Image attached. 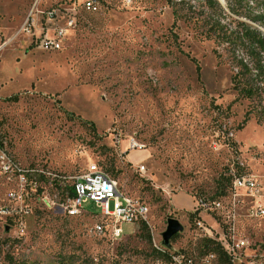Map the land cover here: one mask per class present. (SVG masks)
Listing matches in <instances>:
<instances>
[{
	"label": "rangeland",
	"instance_id": "obj_1",
	"mask_svg": "<svg viewBox=\"0 0 264 264\" xmlns=\"http://www.w3.org/2000/svg\"><path fill=\"white\" fill-rule=\"evenodd\" d=\"M35 1L0 0L7 41L0 51V141L23 164L66 179L48 186L55 208L40 198L28 201L24 235L19 222L0 216V264H53L73 253L110 264H164L153 249L190 254L201 248L198 220L211 229L208 235L222 233L226 210L197 215L196 199L228 202L238 173L264 186V123L255 112L244 122L254 103L233 89L224 45L199 34L197 17L213 13L206 0L177 6L179 18L169 0H97L96 12L77 13L67 9L87 0H42V13L33 11L32 33H20ZM218 1L225 23L243 21L264 33V24L246 16L263 13L264 0ZM57 8L76 24L60 50L44 51L36 40L47 30L55 37L56 24L46 13ZM132 140L138 147L126 151ZM91 163L111 165L121 191L148 205L151 244L138 225L125 224L123 238L110 241L91 233L99 217L64 213L73 177ZM140 164L145 174L137 172ZM241 206L237 233L251 241L248 255L264 259V217L249 216V202ZM83 209L99 214L93 202ZM169 218L184 231L166 248L162 233Z\"/></svg>",
	"mask_w": 264,
	"mask_h": 264
},
{
	"label": "built area",
	"instance_id": "obj_2",
	"mask_svg": "<svg viewBox=\"0 0 264 264\" xmlns=\"http://www.w3.org/2000/svg\"><path fill=\"white\" fill-rule=\"evenodd\" d=\"M41 3L42 0L35 1L20 33H32L33 27L36 26L33 11L38 12V5ZM80 8L96 12L98 9L97 0H87L81 5H78V2L75 1L67 10L71 13H77ZM68 15L70 14H67L61 8L51 9L46 13L47 22L56 24L55 37H51L46 29L45 35L36 40L39 48L44 51H57L62 48V40L66 31L73 29L76 24L75 17L72 18ZM34 36L36 35L34 34ZM6 45L7 41L0 31V51ZM116 143H120V139H116ZM135 147H138L137 143L133 140L130 141L128 150L130 151ZM136 170L141 174L146 173V167L142 164L138 165ZM65 179V176L54 173L48 168L23 164L0 141V196L4 199V203L0 205V216L13 223L19 222L22 235L25 234L22 219L32 212L28 201L40 198L41 203L45 204L48 209L55 208L58 203L55 197L49 193L48 186L53 187L54 181L57 180L62 183ZM72 186L74 195H68L63 211L68 217H99L100 220L91 228V233L96 237L118 241L124 236L123 227L125 224L137 226L140 221L148 223V205L123 193L120 190L119 181L110 176L97 163H91L87 169L73 177ZM240 191L245 192L240 193ZM229 199L228 202L223 199L214 201L197 200L195 212H198V215L202 211L220 212L226 210L225 226H223L224 231L222 233H215V237L208 235L212 234L211 229L205 226L201 220L196 223L198 230L205 237L215 239L221 243L229 256L227 264H264V259H259L258 255H248L246 253L247 250L254 247H252V243L248 238L238 235L236 227V218L239 215L238 209L241 204L246 202H249V216L253 218L264 217V186L253 175L246 173L233 174L231 198ZM88 202H93L99 208V214L84 211L83 205ZM228 204H231V208ZM157 249L161 252L168 250L159 247ZM170 258L171 260L164 264H221L215 254L194 257L189 253L177 251L170 253Z\"/></svg>",
	"mask_w": 264,
	"mask_h": 264
},
{
	"label": "trees",
	"instance_id": "obj_3",
	"mask_svg": "<svg viewBox=\"0 0 264 264\" xmlns=\"http://www.w3.org/2000/svg\"><path fill=\"white\" fill-rule=\"evenodd\" d=\"M190 2H192V0H188L187 2L184 0L179 2H173V0L168 1L174 9L173 13L176 18L180 17L179 8L177 9V6L190 4ZM205 4L213 11V13H211V16H208V14L203 12L202 15L204 17H197L195 24L198 29L201 30L199 31V34L207 39H214L219 44L224 45L233 69L231 77L233 89L237 92L239 97L254 103V108L246 113L244 122H247L250 115L255 112L258 121L264 123V33L253 25L243 21L232 19L231 22L225 23L220 17L223 10L218 0H206ZM231 10L236 14H241L239 13L240 11L234 7H231ZM246 16L252 23L264 24V12L256 15L248 13ZM190 18L193 17H189V19ZM103 169L110 176L117 179V171H115L111 165L110 168L104 167ZM61 184L62 183H59V181L56 180L54 181L53 187L54 185L60 187ZM68 189L69 194L73 196V186ZM221 198L222 197L208 199L206 197H199L196 201L199 199L214 201ZM139 200L142 201L141 199ZM138 229L142 230L144 238L151 244V235L147 223L145 221H140L138 223ZM177 236L178 234L172 237V239H175ZM202 238L201 248L190 251L192 252L190 254H196L198 257L215 254L221 264H227L229 256L225 252L221 243L212 238ZM101 239L109 240L107 238ZM183 252L187 253V251ZM153 253L161 257L164 263L171 260L170 253L167 251L161 252L157 249H153ZM94 260L95 259H90L74 253L70 255L62 254L59 255V258H57L53 264H110L107 259H101L98 262H95ZM21 264H23V262Z\"/></svg>",
	"mask_w": 264,
	"mask_h": 264
},
{
	"label": "water",
	"instance_id": "obj_4",
	"mask_svg": "<svg viewBox=\"0 0 264 264\" xmlns=\"http://www.w3.org/2000/svg\"><path fill=\"white\" fill-rule=\"evenodd\" d=\"M184 231V225L175 218H169L167 221V228L162 233V243L165 247H170L171 239L175 235Z\"/></svg>",
	"mask_w": 264,
	"mask_h": 264
},
{
	"label": "crops",
	"instance_id": "obj_5",
	"mask_svg": "<svg viewBox=\"0 0 264 264\" xmlns=\"http://www.w3.org/2000/svg\"><path fill=\"white\" fill-rule=\"evenodd\" d=\"M128 148H129V144H128ZM128 148L126 149V151H128ZM130 157H132L131 155H129Z\"/></svg>",
	"mask_w": 264,
	"mask_h": 264
}]
</instances>
